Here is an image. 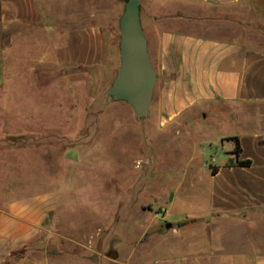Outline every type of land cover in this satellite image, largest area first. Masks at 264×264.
<instances>
[{
	"label": "crops",
	"instance_id": "0c3cea01",
	"mask_svg": "<svg viewBox=\"0 0 264 264\" xmlns=\"http://www.w3.org/2000/svg\"><path fill=\"white\" fill-rule=\"evenodd\" d=\"M82 4L86 11L77 13ZM140 4L157 72L146 117L155 116L161 127L177 131L189 132L192 124H200L196 128L203 137L217 129L221 147L208 164L205 209L190 210L168 222L172 199L165 206L143 202L148 203L145 211L138 206L143 213H155V225L166 227L149 242L146 255L138 252V228L130 240L118 235L117 226L129 207L122 198L116 200L117 205H126L114 225L118 257L109 258V264H264V31L247 24L257 21L264 27V0H140ZM124 5L125 0H81L68 11L58 0H0L2 69L10 68L26 39L34 42L35 33L44 31L61 39L55 46L57 59L90 64L103 57L106 36L119 23ZM215 20L226 23V28L211 30L207 23ZM236 20L242 21L243 30L232 28ZM221 107H230V112ZM202 140L198 147L205 146ZM58 204L56 193L0 199V264H60L64 245L69 252L76 247L86 250L77 255L82 264H92V253L98 254V264H108L106 223L99 225L96 241L92 236L82 241L61 230ZM131 211L129 221L141 213ZM99 214L95 213L100 219ZM43 241L57 244L50 258ZM97 241L99 249L91 251L90 243ZM72 254L76 255L67 253L65 261Z\"/></svg>",
	"mask_w": 264,
	"mask_h": 264
},
{
	"label": "rangeland",
	"instance_id": "374dc122",
	"mask_svg": "<svg viewBox=\"0 0 264 264\" xmlns=\"http://www.w3.org/2000/svg\"><path fill=\"white\" fill-rule=\"evenodd\" d=\"M68 2L58 0L59 7L64 5L70 11L81 0ZM76 11L83 13L86 6L82 4ZM207 24L211 30L226 28L222 21ZM247 24L264 31L257 21ZM233 25L230 27L243 30L241 20ZM35 36L34 42L25 40L10 68L2 69L0 59V199L58 194L63 232L82 241L92 236L96 241L99 225L106 223L109 264V258L118 257L114 225L126 205H117L116 200L122 198L129 209L117 233L130 240L132 230L138 228V252L146 255L149 242L166 227L155 225L154 212H141L148 209L143 202L165 206L172 199L168 222L190 210L205 209V192L210 189L208 164L221 147L216 140L218 130L204 138L196 128L200 124H192L189 132L163 128L155 116L137 117L124 101L107 102L106 91L120 65L118 22L106 36L103 57L90 64H66L57 59L55 46L62 43L57 33L44 31ZM221 109L230 112V107ZM202 139L205 146L198 147ZM138 206L143 208L138 209L139 217L129 221L130 211L137 212ZM95 213H100V219ZM46 245L50 258L57 244L52 247L43 241L41 246ZM89 246L91 251L99 249L98 241ZM61 248L65 250L60 252L64 259L60 264H82L77 255L86 252L84 248H71L70 252L66 245ZM67 253L76 255L65 261ZM91 261L98 264V254L92 253Z\"/></svg>",
	"mask_w": 264,
	"mask_h": 264
},
{
	"label": "water",
	"instance_id": "95a60500",
	"mask_svg": "<svg viewBox=\"0 0 264 264\" xmlns=\"http://www.w3.org/2000/svg\"><path fill=\"white\" fill-rule=\"evenodd\" d=\"M120 65L106 91L107 102L124 101L139 118L150 114L157 72L152 64L141 21L140 0H125L119 21ZM170 227V224H166Z\"/></svg>",
	"mask_w": 264,
	"mask_h": 264
},
{
	"label": "trees",
	"instance_id": "16d2710c",
	"mask_svg": "<svg viewBox=\"0 0 264 264\" xmlns=\"http://www.w3.org/2000/svg\"><path fill=\"white\" fill-rule=\"evenodd\" d=\"M237 145L235 148V153L239 154L240 153V144H239V140L238 138H235ZM238 163H240L241 165H248L250 163V161H239Z\"/></svg>",
	"mask_w": 264,
	"mask_h": 264
}]
</instances>
